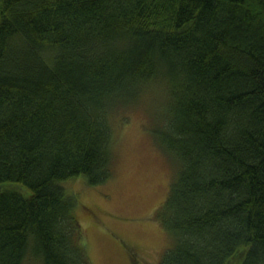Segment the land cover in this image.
<instances>
[{
	"label": "trees",
	"instance_id": "1",
	"mask_svg": "<svg viewBox=\"0 0 264 264\" xmlns=\"http://www.w3.org/2000/svg\"><path fill=\"white\" fill-rule=\"evenodd\" d=\"M157 79L159 264H264V0H0V264H93L63 184L111 179L109 112Z\"/></svg>",
	"mask_w": 264,
	"mask_h": 264
},
{
	"label": "rangeland",
	"instance_id": "2",
	"mask_svg": "<svg viewBox=\"0 0 264 264\" xmlns=\"http://www.w3.org/2000/svg\"><path fill=\"white\" fill-rule=\"evenodd\" d=\"M168 94L167 82L157 79L144 85L134 102L110 110L115 156L107 183L90 186L81 176L63 184L76 199L75 213L93 264H159L174 246L158 211L180 163L150 135L166 115L161 106ZM24 264L36 263L28 259Z\"/></svg>",
	"mask_w": 264,
	"mask_h": 264
}]
</instances>
